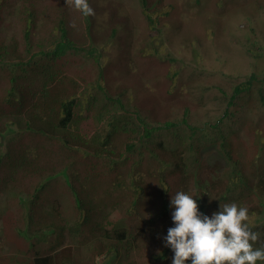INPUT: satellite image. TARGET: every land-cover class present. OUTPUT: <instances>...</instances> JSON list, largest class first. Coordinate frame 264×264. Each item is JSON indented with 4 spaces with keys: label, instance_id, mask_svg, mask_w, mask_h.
<instances>
[{
    "label": "trees",
    "instance_id": "obj_1",
    "mask_svg": "<svg viewBox=\"0 0 264 264\" xmlns=\"http://www.w3.org/2000/svg\"><path fill=\"white\" fill-rule=\"evenodd\" d=\"M15 1L16 3L0 0V27L11 24L13 19H17L20 25L19 35L9 33L7 37L3 35L0 38V134L5 132L7 124L13 128V132L0 145V188L6 180L18 178L24 195L30 198L28 197V201H18L21 206L15 222L9 218L12 215L3 213V227H6L4 236L8 235V240L14 241L13 233L16 232L21 243L16 244V249L10 252V256L17 258L19 264H56L59 258L63 264H79L76 262L75 248L62 246V238L70 229L71 219L80 225L81 232L87 234L90 231L96 240H100L98 234L103 238L111 236L102 223V207L112 205V190L115 184L123 183L114 177L119 174L118 166L123 165L126 160L123 154H120L118 160L117 143L122 141L124 153H138L137 158L133 155L134 159L127 168L133 169L136 166V170L140 171L145 152L150 156L155 147L165 151L163 140H157L162 133H170L177 138L181 136L178 130L180 124L190 128L191 135H196V129L202 128L192 127L184 119L157 125L148 123L131 101V95H128L125 87L128 85H111L106 81L103 71L109 59L116 57L123 61L121 57L126 56L122 50L126 46L115 52L111 51V44L121 40L122 36L118 34V37L110 40L99 41L104 36L105 27L98 36L91 31L88 33L82 30L81 24H76L78 22L72 17V0H48L47 5H43L41 0ZM221 1L213 0L218 5ZM196 2L199 4L200 0ZM227 3L233 9L221 16L219 21L213 23L212 19L206 18L208 27H204L203 39L208 40V45L202 47L203 40L198 41L199 51L198 46L192 42L196 35H184V43L181 44H185L186 52L197 62L204 56L211 62L214 57H220L238 72L234 59L239 57L244 62L242 69L245 65L249 69L246 76L235 78L229 87L228 84L220 86L222 111L213 123L208 120L203 123L208 129L205 136L211 139L208 141L216 143L222 156L231 165L233 174L228 173L227 180L235 185L242 181L241 170L245 165L250 164L254 169L259 166L257 159L248 157L249 149L245 143L238 141L237 132L244 128L249 132L255 130L253 144L260 149L259 152L264 150V0H228ZM139 4L146 27L155 31L141 42L139 53L143 57H158L162 61H168L169 66L171 65L168 75L175 79L179 71L174 67L177 58L166 49L167 43L160 40L162 28L176 26L174 20H168L176 8L175 3L172 0H139ZM221 13L224 14V10ZM82 15L83 20L86 18L85 27L91 29L88 21L92 18L91 14ZM237 16L246 20L238 28L239 31H244L242 34H238L237 30L234 33L227 30V23ZM121 25V22H114L112 33L119 32ZM166 40L169 44L170 40ZM223 126L229 129L228 135L221 128ZM197 138L200 140L201 136ZM46 147L54 150L58 156L42 157ZM186 150L190 157L185 156L182 151H171L172 161H167L164 165L159 160V167L152 170L162 172L170 164L169 169L178 177L179 191L190 192L187 171L190 177L193 173V176L196 174L193 168L197 165L191 162L197 161L200 156L198 142L191 141ZM158 155L161 159L162 152ZM58 165L69 169L67 171L70 174L73 173L71 185H75V180L84 185H94L97 180L100 195L102 186H105L103 191L108 193H104L97 201H92L88 196L76 195L73 206H65V212L62 211V202L55 192L58 193L59 190L58 194L64 200L69 195L72 197L69 189L74 188L70 186L67 189L61 182V187L57 185L58 190L52 188L50 191L52 181L39 180L44 172L52 171L50 167ZM106 168L113 173L110 180L103 174ZM72 169L73 172L70 171ZM263 173L264 169L260 172L261 175L258 173L257 182L250 186L259 187L257 193L264 202ZM144 174L154 173L149 170ZM138 175L139 172H133V178ZM161 185L165 194L168 184L164 178L161 179ZM129 186L135 191L140 190L134 180ZM65 187L69 191V194L66 192V197L60 191ZM226 190L228 192L229 187ZM94 192L96 189L92 193ZM195 193L198 194V207L201 211L205 210L204 213L217 210L220 197L225 201L224 197L227 195L215 192L217 198L213 200L214 194L203 189H196ZM38 199L49 203L50 208L35 212L33 208L38 206ZM229 200L238 202L237 198ZM27 227L33 233L28 232ZM85 234H81L83 242L90 239ZM23 235L25 239L22 238ZM259 236L257 243L264 245V232ZM116 237L115 243L99 241L101 248L113 252L112 259L118 255L114 249L121 248L129 256L133 248H140L135 242L138 236L134 233L133 241L128 240L124 227L116 232ZM4 244L5 240L0 237V249H3ZM44 245H48L50 251L42 254ZM30 248L35 250L31 262L26 256ZM154 253H150L152 257L156 256ZM112 259L109 264H112ZM259 263L264 264L261 261L257 262Z\"/></svg>",
    "mask_w": 264,
    "mask_h": 264
},
{
    "label": "rangeland",
    "instance_id": "obj_2",
    "mask_svg": "<svg viewBox=\"0 0 264 264\" xmlns=\"http://www.w3.org/2000/svg\"><path fill=\"white\" fill-rule=\"evenodd\" d=\"M11 1L16 3L15 0ZM47 1L41 0L43 5H47ZM227 1L222 0V4L218 5L213 0H200L199 4L196 0H172L176 8L172 11L168 20H174L176 26L162 28L160 40L167 43L166 49H169L170 53L177 58L174 67L179 71L175 79H171L168 75L171 66H169L170 63L168 61H162L158 57H143L139 53L142 45L141 42L144 38H148V36L155 33V31L149 30L145 25L139 0H88V4L92 9V21L88 20L91 23V29L85 27L86 18L83 20L84 16L82 12L74 6L72 7V17L78 22L76 24H81L82 30L88 33L91 31L95 36H98L105 27L104 36L99 41L110 40L118 34L120 37L122 36L121 40L111 44V51L115 52L121 47L126 46L122 49L126 56L121 57L123 61L116 57L109 59L103 71L107 79L106 81L111 85H122L121 83L128 85L125 87L129 93L128 95H131V101L136 104L140 115L148 123L157 125V123L163 124L167 121L173 123L175 121L180 122V120L184 119L190 126L202 128L196 129V135H191L192 130L186 127L185 124H180L178 130L181 136L177 138L170 133H162L161 137L157 140H163L165 151L155 147L153 149L154 153L150 156L145 152L142 157L144 161L141 162L140 171L136 170V166L133 169L127 168L128 164L134 159V156L137 158L138 153H134V156L131 153H124V148L121 145L122 141L117 143L118 160L120 159V154H123L126 160L123 165L118 166L119 174L114 177L119 182L123 181V183L115 184V188L112 190V205L102 207L104 217L102 218V223L106 226L111 236L103 238L101 234H98L97 236L100 240H96L94 239V235H91L90 231H88L87 234L90 239L83 242L81 234L85 233L81 232L80 225L71 219L69 222L70 229L62 238V246L75 248L76 262L79 264H109L113 252L109 249L101 248L99 241L115 243V240H117L116 232L122 227L126 229L128 240L133 241L134 233L138 236V240L136 241L135 239V242L140 245V248H133L129 256L121 248L114 249L118 255L116 258L113 257L111 260L112 264H129L130 262L133 264H171L173 254L170 249L164 246L162 237L166 235L167 228L172 226L171 209L169 207L170 195L179 191L180 187L178 185V177L169 169L170 164L165 166L162 172L153 171L152 169L159 167V160L164 165H166L167 161H172L170 158L172 157L171 153H169L171 151H182L185 156L188 155L190 157L191 155L188 154L186 149L191 141L198 142L200 156L197 161L191 162L197 165L195 166L196 168H193L196 174L193 176V173L192 177H190L189 171H187L190 192H195L196 189H203L207 193L214 194L213 200L217 198L215 192L227 194L224 197L225 201H222L220 197L218 201L220 204L236 202L229 199L237 198L238 202L236 203L247 207L249 215H252L249 216V223L252 229L257 228L254 231L259 234L264 232V206L262 204L263 201L259 199L260 196L257 193L259 187L250 186L251 183L257 182L258 173L260 174L264 169V150H261L262 154L259 152L260 149L253 144L255 130L249 132L245 128L240 129L236 137L238 141L245 143L244 145L249 149L248 157L257 159L259 166L257 169H254L250 164L245 165L241 170L243 177H241L242 179L240 178V181H242L234 185L227 180L228 173L233 174L231 173V165L222 156V152L216 143L212 144L209 142L211 139L205 136V132L208 129L203 125L206 120L213 123L222 111L223 106L219 98L221 92L219 90L220 86H227L228 84L227 87H229L233 84L235 78L246 76L249 69L246 65L242 69L244 62L239 57L234 59L238 72L220 57H214L211 59V62L207 61L203 55L204 58L197 62L186 52L184 48L185 44H181L182 42L184 43V35H187V37L196 35V39L192 40V42L196 47L198 46L199 51L198 41L203 40L202 47L208 45V40L206 41V38L203 39L205 36L204 27H208L206 18L212 19L213 23H215L221 16L230 13L233 6L228 5ZM223 10L224 14L221 13ZM242 19L240 16L231 18L227 23V30L230 33H234L237 30L238 34H242L244 31L238 30L246 22V20ZM116 21L121 22L124 26L123 28L122 25L119 26V32L114 34L112 33V25ZM18 24L17 19H13L11 20V24L8 23L1 26L0 38L3 35L7 37L9 33L19 35L20 25ZM209 28H211L210 24ZM166 39L170 40L169 44ZM235 53L241 55L239 52ZM224 73L231 75L228 76ZM262 120L264 121V117ZM221 128L226 131L227 135L229 134V129L225 128V126ZM12 132V126L7 124L5 132L0 134V145ZM199 136H201L200 140L197 138ZM233 141L236 142L235 139ZM27 142L28 139L25 141V144ZM260 142L262 141L260 140ZM160 152H162L161 159L158 155ZM42 153V157L45 158H56L58 156L54 150L52 151L48 147ZM188 166H190L189 163ZM50 168H52L50 169L52 171L44 172L43 178L40 177L39 179L41 181H52L49 186L50 191H52V188H57L58 190V186L61 187L62 183L67 186V189L70 186L74 188L69 189L73 198L69 195L64 200L58 194L59 190L58 193L55 192L58 200L62 202L61 210L64 212L65 206H73V199L76 195L88 196L92 201H97L104 193H108L107 191H103L105 186H102L103 189L100 195V186L97 188V180L94 185H84L83 183H78L77 180H75V185H71L70 179L73 173L70 174L67 171L69 169L60 168V165ZM149 170L154 174H144ZM70 171L73 172L74 170ZM103 172L105 178L108 180L113 176V173L107 168ZM133 172L136 174L139 172V175L133 178ZM160 177L161 179L164 178L168 184L165 194L163 193L164 188L161 185ZM261 177H264V173ZM132 180H134V183L140 190L135 191L129 186ZM21 187L22 184L18 178H10L0 188V203H2V205L0 204V237H3L6 242L3 249H0V264H19L17 258L10 256V252L14 251L16 244L19 245L21 242L15 231L13 233L15 237L14 241L13 239L8 240L10 236H4L6 227H3L5 217L3 213L7 212L8 215H12L9 217L13 219L12 222L18 219L16 215H19L21 206L18 201H28V197L30 198V196L24 195ZM93 187L97 193H92L95 190ZM226 187H229L228 192ZM60 191L64 197L67 196L66 192L69 194L66 187L65 189H60ZM228 195L229 197H227ZM37 202L38 206L33 208L35 212H41L42 208H50V204L45 203L42 199H38ZM133 202L135 203L133 204ZM8 204L9 206H7ZM205 213L211 214L208 211ZM44 224H47L46 220ZM260 228L261 230H259ZM27 231H31L30 228L27 227ZM139 231L141 232L138 233ZM31 232L33 233V231ZM22 238L25 239L24 235ZM254 247H260V245L256 242ZM44 248L41 249L43 250L42 254L50 251L48 245H44ZM28 250L26 254L28 259H25L31 262L35 250H31V248ZM151 252H155L154 254L159 257H152ZM58 260L56 264H63L60 258ZM71 264L75 263L72 262Z\"/></svg>",
    "mask_w": 264,
    "mask_h": 264
},
{
    "label": "clouds",
    "instance_id": "obj_3",
    "mask_svg": "<svg viewBox=\"0 0 264 264\" xmlns=\"http://www.w3.org/2000/svg\"><path fill=\"white\" fill-rule=\"evenodd\" d=\"M84 15L92 9L87 0H72ZM195 192L170 195L172 226L162 237L172 252L171 264H257L264 262V245L249 223V210L236 202L218 206L210 215L202 212Z\"/></svg>",
    "mask_w": 264,
    "mask_h": 264
}]
</instances>
